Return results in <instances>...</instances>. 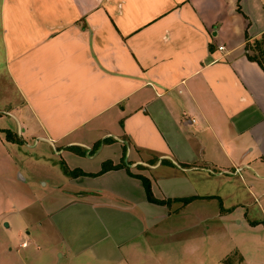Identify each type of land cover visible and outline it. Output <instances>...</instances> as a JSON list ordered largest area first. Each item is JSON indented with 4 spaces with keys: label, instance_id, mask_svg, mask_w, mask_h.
Here are the masks:
<instances>
[{
    "label": "crops",
    "instance_id": "crops-1",
    "mask_svg": "<svg viewBox=\"0 0 264 264\" xmlns=\"http://www.w3.org/2000/svg\"><path fill=\"white\" fill-rule=\"evenodd\" d=\"M263 33L264 0H0L1 69L19 95L0 97V232L64 246L69 262L122 260L187 208L149 201L134 174L168 199L257 173L264 70L246 43ZM38 148L50 174L25 169ZM106 162L119 167L100 173ZM45 186L56 195L31 202Z\"/></svg>",
    "mask_w": 264,
    "mask_h": 264
},
{
    "label": "rangeland",
    "instance_id": "rangeland-1",
    "mask_svg": "<svg viewBox=\"0 0 264 264\" xmlns=\"http://www.w3.org/2000/svg\"><path fill=\"white\" fill-rule=\"evenodd\" d=\"M3 60L0 51V97L6 98L3 92H9L18 101L19 95L11 90L1 69ZM41 149L31 150L32 158L27 157L25 169L50 174V164L36 157ZM253 166L257 173L245 169L215 183L207 180L205 194L217 197L195 198L187 208L172 211L169 218L140 238L126 259L109 261L82 254L69 262L67 256L60 255L67 252L64 246H59L58 253L43 240L31 242L27 231L18 234L4 224L0 232V264H264V160ZM51 191L50 186H45L36 197L32 196L31 202L49 200L56 195ZM79 193L82 192H75ZM24 240L31 242L29 248L22 247ZM123 253L128 255L125 250Z\"/></svg>",
    "mask_w": 264,
    "mask_h": 264
},
{
    "label": "trees",
    "instance_id": "trees-1",
    "mask_svg": "<svg viewBox=\"0 0 264 264\" xmlns=\"http://www.w3.org/2000/svg\"><path fill=\"white\" fill-rule=\"evenodd\" d=\"M246 49H247V57L252 61L258 62L259 65L264 70V33L260 37H257L255 39H251V40L249 39L246 43ZM7 138L9 140L14 139L13 133L11 131H7ZM63 167H64L65 172L72 175V176H78V175L86 174L85 172H83L79 169L71 170L65 164L63 165ZM118 167H119V165L110 164V163L106 162V163H104L103 168L100 171V173L105 172L109 169L118 168ZM128 171L131 173L130 170H128ZM134 175L142 179L144 186H145V189H146V192H147L148 199L151 202L158 203V204L170 205L173 201L181 200L184 204H187L196 198V197H185V198H168V199L164 198V199H160V198L156 197L154 192H153L152 182H151L150 178H148L147 176L140 175V174H134ZM207 198H211V196H209Z\"/></svg>",
    "mask_w": 264,
    "mask_h": 264
},
{
    "label": "built area",
    "instance_id": "built-area-1",
    "mask_svg": "<svg viewBox=\"0 0 264 264\" xmlns=\"http://www.w3.org/2000/svg\"><path fill=\"white\" fill-rule=\"evenodd\" d=\"M27 244H28V243H27L26 241H24L22 245H23V246H27Z\"/></svg>",
    "mask_w": 264,
    "mask_h": 264
},
{
    "label": "water",
    "instance_id": "water-1",
    "mask_svg": "<svg viewBox=\"0 0 264 264\" xmlns=\"http://www.w3.org/2000/svg\"><path fill=\"white\" fill-rule=\"evenodd\" d=\"M5 225H6V226H9V223H8V222H5Z\"/></svg>",
    "mask_w": 264,
    "mask_h": 264
}]
</instances>
